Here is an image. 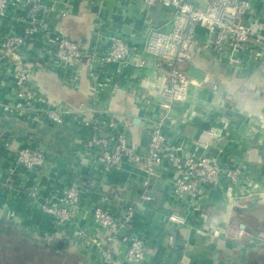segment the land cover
Masks as SVG:
<instances>
[{"label": "crops", "instance_id": "0c3cea01", "mask_svg": "<svg viewBox=\"0 0 264 264\" xmlns=\"http://www.w3.org/2000/svg\"><path fill=\"white\" fill-rule=\"evenodd\" d=\"M185 1L201 8L207 0ZM248 1L249 21L264 40V0ZM47 2L65 8L67 15L43 16V30L18 54L21 60L37 59L46 65L34 69L29 80L35 97L46 100L41 107L69 111L57 125L38 112L28 116L14 94L18 62L14 57L4 60L0 154L14 159L18 148H40L46 164L31 173L19 167L13 183L0 186V264H106L82 230L103 242L108 233L93 222L92 208L102 206L119 214L139 199L144 174L141 166L129 162L115 170L98 165V148L90 140L94 135L124 132L138 153H146V131L160 115V91L167 80L157 79L165 68L144 55L143 35L151 25L168 28L173 9L143 6L139 0ZM27 27V14L19 4L0 18V36L21 35ZM46 30L62 31L86 53L103 51L110 37L120 36L129 48L127 63L95 68L92 74L84 64L65 68L55 62ZM195 36L202 45L204 29L198 27ZM192 55L186 69L195 65L204 79L189 87L186 102L173 105L163 133L183 149L182 154L208 155L229 165L237 162L243 167L241 191L231 197L225 189L214 190L192 211L173 197L169 180L174 172L166 166L158 169L150 200L141 202L132 222L133 233L144 240L143 264H264V50L255 48L246 54L248 63L237 67L227 59L213 61L203 46ZM88 123L98 130L94 132ZM5 141L10 145L5 146ZM81 176L88 188L80 212L68 224L55 226L35 200L58 198ZM176 203L186 222L172 227L169 215ZM122 247L117 240L114 254Z\"/></svg>", "mask_w": 264, "mask_h": 264}, {"label": "built area", "instance_id": "2783aa9c", "mask_svg": "<svg viewBox=\"0 0 264 264\" xmlns=\"http://www.w3.org/2000/svg\"><path fill=\"white\" fill-rule=\"evenodd\" d=\"M139 2L147 7L161 4L173 9V15L167 22L168 28L151 25L143 35V53L154 58L157 65L165 68L158 73L157 79L165 77L167 83L160 91V115L146 131L148 144L145 154L138 153L129 144L124 132L105 136L94 135L90 140V145L98 148V165L106 170H115L124 162H129L141 166L144 174L139 199L127 204L119 214L114 215L102 206L92 208L93 222L108 233L103 242L82 230L90 237L106 264H143L144 240L133 233L132 222L141 202L150 200V187L161 167L166 166L175 174L169 180L174 199L184 202L192 211H197L200 202L214 190L225 189L231 197L241 191L243 167L237 162L236 165H229L227 163L230 162L225 159L219 160L208 155L182 154L183 149L180 146H175L166 139L163 128L173 105L186 102L189 87L199 84L186 73V66L192 62L194 52H198L203 46L207 48L213 61L227 59L237 67L248 63L246 54L264 45L263 38L256 35L249 21L252 6L248 0H207L201 8L185 0ZM14 4L21 5L25 10L28 27L21 35L12 33L0 36V66L6 58H16L18 68L13 80L14 94L21 100V109L28 116L38 112L39 117L47 122L61 124L69 110L41 107L46 104V100L36 98L29 86L32 71L36 68L42 69L46 65L37 59L21 60L18 52L32 41L35 34L43 30V16L51 12L66 16L68 11L47 0H0V18L6 17L9 7ZM198 27L205 31L202 45L195 36ZM46 31L45 36L51 40L55 62L65 68L73 70L84 64L92 74L95 68L127 63L129 48L126 40L120 36L110 37L107 49H92L86 53L76 41L68 38L62 31L59 30L56 34ZM137 63L142 65L143 60ZM86 125L94 132L98 130L96 125ZM4 144L10 145L8 141ZM45 164L44 152L28 146L18 148L14 159L0 154V186L7 187L13 183V177L19 167L31 173L41 170ZM84 193L85 189L81 184H72L65 187L56 199L35 200L36 206L53 218L55 226H63L80 212V201ZM33 196L34 194L31 199ZM169 220L184 224L186 217L172 210ZM117 240L123 247L118 254H114L113 244Z\"/></svg>", "mask_w": 264, "mask_h": 264}, {"label": "water", "instance_id": "95a60500", "mask_svg": "<svg viewBox=\"0 0 264 264\" xmlns=\"http://www.w3.org/2000/svg\"><path fill=\"white\" fill-rule=\"evenodd\" d=\"M186 73L188 74V76H190L191 78L195 79L198 82H201L204 79V73L202 71H200L195 65H189L186 69ZM175 213L181 214V209L178 207V204L176 206V208L173 209ZM172 227H175L177 225L176 222H170ZM175 244L177 245H181L179 242H175ZM186 262V261H185Z\"/></svg>", "mask_w": 264, "mask_h": 264}, {"label": "trees", "instance_id": "16d2710c", "mask_svg": "<svg viewBox=\"0 0 264 264\" xmlns=\"http://www.w3.org/2000/svg\"><path fill=\"white\" fill-rule=\"evenodd\" d=\"M75 181H78L77 184H81L85 190L88 188V184H87V180H86L85 176H81L79 179H77Z\"/></svg>", "mask_w": 264, "mask_h": 264}, {"label": "rangeland", "instance_id": "374dc122", "mask_svg": "<svg viewBox=\"0 0 264 264\" xmlns=\"http://www.w3.org/2000/svg\"><path fill=\"white\" fill-rule=\"evenodd\" d=\"M263 47H264V45H263ZM263 47L260 46V49H261L262 51L264 50ZM36 149H40V148H36Z\"/></svg>", "mask_w": 264, "mask_h": 264}]
</instances>
